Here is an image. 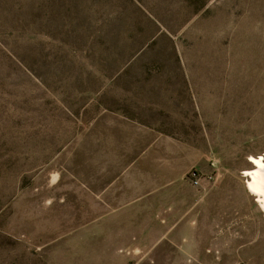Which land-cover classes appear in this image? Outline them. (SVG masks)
<instances>
[{"label": "rangeland", "instance_id": "374dc122", "mask_svg": "<svg viewBox=\"0 0 264 264\" xmlns=\"http://www.w3.org/2000/svg\"><path fill=\"white\" fill-rule=\"evenodd\" d=\"M258 156L264 0H0V264H264Z\"/></svg>", "mask_w": 264, "mask_h": 264}, {"label": "bare ground", "instance_id": "6f19581e", "mask_svg": "<svg viewBox=\"0 0 264 264\" xmlns=\"http://www.w3.org/2000/svg\"><path fill=\"white\" fill-rule=\"evenodd\" d=\"M249 163L252 169L243 172L247 178L246 189L256 198V202L262 214H264V156L250 157Z\"/></svg>", "mask_w": 264, "mask_h": 264}, {"label": "built area", "instance_id": "2783aa9c", "mask_svg": "<svg viewBox=\"0 0 264 264\" xmlns=\"http://www.w3.org/2000/svg\"><path fill=\"white\" fill-rule=\"evenodd\" d=\"M204 178H209V177H204V176H200L195 172H191L190 173V182L193 186H198L200 181Z\"/></svg>", "mask_w": 264, "mask_h": 264}]
</instances>
